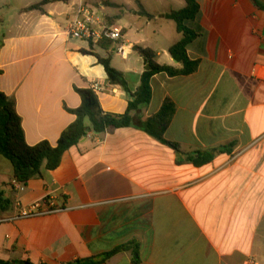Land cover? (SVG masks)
<instances>
[{
    "label": "crops",
    "instance_id": "crops-1",
    "mask_svg": "<svg viewBox=\"0 0 264 264\" xmlns=\"http://www.w3.org/2000/svg\"><path fill=\"white\" fill-rule=\"evenodd\" d=\"M43 1L0 0V91L14 100L30 146H55L75 120L70 110L82 105L78 90L95 83L105 112L127 111L129 94L109 83L96 56L81 53L89 42L69 36L82 5L123 28L124 56L117 44L94 45V53L110 56L132 92L147 72L135 46L182 68L169 53L182 35L167 15L184 0H68L25 11ZM197 1L200 15L189 26L199 37L188 54L198 71L155 75L153 98L136 115L144 121L171 99L165 139L180 152L140 124L89 132L23 192L0 156V220L36 202L58 209L0 223L1 261L68 264L133 244L105 264H264V0ZM213 150L208 164L189 161Z\"/></svg>",
    "mask_w": 264,
    "mask_h": 264
},
{
    "label": "trees",
    "instance_id": "trees-1",
    "mask_svg": "<svg viewBox=\"0 0 264 264\" xmlns=\"http://www.w3.org/2000/svg\"><path fill=\"white\" fill-rule=\"evenodd\" d=\"M66 2L68 0H44L43 2L30 6L25 11L39 10L50 2ZM185 8L172 11L167 18L173 20L177 25V31L182 35V39L174 44L169 53L174 60L182 64V68H175L168 65H161L156 62L157 54L151 49H144L135 46L134 51L147 60L152 67L142 75L141 84L135 92L129 88L125 75L115 69L110 56L102 57L94 53V45H98L108 51L112 46L111 41H101L98 44H90V50H82L85 55H94L99 63L105 68L109 83L122 87L129 94L127 111L124 114H112L105 112L100 103L98 93L91 87L78 90L82 105L70 112L75 116L74 122L62 133L57 144L53 146L48 141H42L35 146L27 144L25 132L22 126V119L16 110L14 100L7 97L0 91V156L9 160L13 167L14 179L23 184L29 183L36 178H42V170H56L60 167L63 155L69 149L77 146L79 142L87 136L89 132L102 134L109 129L128 128L140 124V126L151 136L159 141L173 147L180 152V147L165 139L173 117L176 113V105L171 99H166L160 111L152 117L138 121L137 113L150 104L153 98L152 78L157 74H165L169 77L190 76L195 74L200 66L199 61L192 60L188 54V47L198 37V31L189 26L200 15V5L197 0H184ZM1 22V20H0ZM4 42L0 41V50ZM2 71L0 70V75ZM217 150L211 152H198L196 157H190L189 161L196 165H204L212 162ZM133 244H127L112 252L105 253L92 258L77 260L68 264H105L113 255L128 251ZM136 252L138 246L135 247ZM0 264H33L30 261L8 263L0 260Z\"/></svg>",
    "mask_w": 264,
    "mask_h": 264
},
{
    "label": "built area",
    "instance_id": "built-area-1",
    "mask_svg": "<svg viewBox=\"0 0 264 264\" xmlns=\"http://www.w3.org/2000/svg\"><path fill=\"white\" fill-rule=\"evenodd\" d=\"M68 33L72 39L91 42L98 44L101 41H111L117 44L116 53L125 55V44L123 28L117 25H108L103 19L92 9L82 5L78 11V15L74 18L68 26ZM252 75L256 77V72L253 71ZM264 79V78H262ZM96 92L100 90L99 84L95 83L91 87ZM13 186L17 190L23 192L26 189L25 184L13 181ZM54 202H36L30 206L23 207L16 217L0 220L2 222H13L21 218H33L45 216L57 212ZM247 264H257V261L252 259Z\"/></svg>",
    "mask_w": 264,
    "mask_h": 264
},
{
    "label": "water",
    "instance_id": "water-1",
    "mask_svg": "<svg viewBox=\"0 0 264 264\" xmlns=\"http://www.w3.org/2000/svg\"><path fill=\"white\" fill-rule=\"evenodd\" d=\"M175 62H177V61L175 60ZM151 70H152L151 65L149 63H147V65H146V71H151Z\"/></svg>",
    "mask_w": 264,
    "mask_h": 264
},
{
    "label": "rangeland",
    "instance_id": "rangeland-1",
    "mask_svg": "<svg viewBox=\"0 0 264 264\" xmlns=\"http://www.w3.org/2000/svg\"><path fill=\"white\" fill-rule=\"evenodd\" d=\"M30 1V2H36L37 0H27V2ZM7 162H10L9 160H7Z\"/></svg>",
    "mask_w": 264,
    "mask_h": 264
}]
</instances>
